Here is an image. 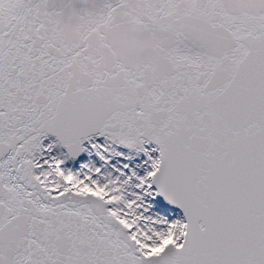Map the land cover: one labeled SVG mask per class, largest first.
<instances>
[{
  "label": "snow or ice",
  "instance_id": "6c2138e0",
  "mask_svg": "<svg viewBox=\"0 0 264 264\" xmlns=\"http://www.w3.org/2000/svg\"><path fill=\"white\" fill-rule=\"evenodd\" d=\"M0 264H264V0H0Z\"/></svg>",
  "mask_w": 264,
  "mask_h": 264
}]
</instances>
